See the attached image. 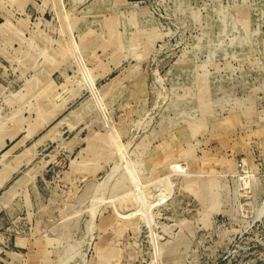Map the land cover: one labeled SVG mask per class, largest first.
<instances>
[{
    "label": "rangeland",
    "instance_id": "374dc122",
    "mask_svg": "<svg viewBox=\"0 0 264 264\" xmlns=\"http://www.w3.org/2000/svg\"><path fill=\"white\" fill-rule=\"evenodd\" d=\"M0 264H264V0H0Z\"/></svg>",
    "mask_w": 264,
    "mask_h": 264
}]
</instances>
